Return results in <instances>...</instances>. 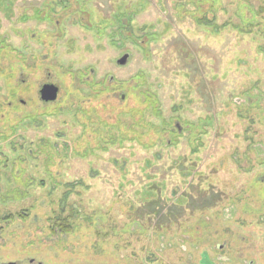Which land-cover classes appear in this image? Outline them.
<instances>
[{
  "label": "rangeland",
  "instance_id": "obj_1",
  "mask_svg": "<svg viewBox=\"0 0 264 264\" xmlns=\"http://www.w3.org/2000/svg\"><path fill=\"white\" fill-rule=\"evenodd\" d=\"M126 5L136 12L135 33L123 32L122 45L116 38L117 47L111 46L103 30L111 36L116 28L108 30L113 21L101 23V17H114ZM55 24L65 48H56ZM86 28L99 29L100 38ZM70 38L73 50L66 48ZM124 54H131L128 64L117 65ZM70 63L94 68L97 78L113 77L119 90L85 103ZM44 83L58 88L54 102L40 101ZM141 87L157 98L160 120L173 108L183 123L179 134L165 131L163 144L145 132ZM100 101L96 113L108 127L121 140L137 138L141 148L97 142L82 130L88 123L82 114L77 126L63 112L68 104ZM126 104L133 106L132 118H117ZM2 105L0 128L7 115L10 127L23 116L46 115L39 129L19 134L69 143L50 167L41 155L17 178L0 171V259L264 264V0H0ZM68 189L65 206L59 201ZM59 212L70 218V234L49 231L47 218ZM216 245L223 247L216 251Z\"/></svg>",
  "mask_w": 264,
  "mask_h": 264
},
{
  "label": "trees",
  "instance_id": "obj_2",
  "mask_svg": "<svg viewBox=\"0 0 264 264\" xmlns=\"http://www.w3.org/2000/svg\"><path fill=\"white\" fill-rule=\"evenodd\" d=\"M135 2H139V0H135ZM63 3V2H62ZM134 3V1H133ZM133 5V4H132ZM132 5H126L128 8H121L120 10L116 11L114 17L110 15L109 18H103L101 17V23H106V22H112L111 24L108 25V30H110L111 26L110 25H114V29L116 28V30L113 32V35H109L106 34V31L103 30V33L105 34L106 40L108 42V44H110L111 46H116V38L117 43H120V41L122 40L123 36L122 33H129L127 35H133V33H135V28L132 27V17L136 14L133 13L131 10V6ZM180 11V10H179ZM42 21V19L40 20ZM125 22V23H124ZM60 25L55 24L54 28H53V32H54V40L56 41V48L60 47V44L62 46H64V42L62 40H64L65 36L64 34H60L59 32V27ZM82 27V26H80ZM83 28V27H82ZM105 29V28H104ZM86 30H89L90 32L93 33V35L96 38H100V34L101 31L99 29H94V28H86ZM143 31V30H142ZM28 34V33H26ZM144 35H149V34H144ZM29 39L34 41V38L31 36V34H28ZM130 37V36H129ZM71 38L67 40L66 43V48L71 47L72 48V42ZM125 41V40H123ZM122 45V43H120ZM25 45V44H24ZM23 45V46H24ZM40 45L42 46V43H40ZM44 46V45H43ZM117 47V46H116ZM25 49L21 50H17L18 54L23 56H26L25 54V50H27L28 47L24 46ZM65 48V46H64ZM123 46L120 48L122 49ZM70 52V51H69ZM33 52H31L29 54V56H31L30 59H34L35 55H32ZM73 53V52H70ZM125 53V50L122 52ZM128 55V61L131 58V54H127ZM117 61V60H116ZM37 62V61H36ZM71 65L68 66V71H70V77L73 79V83L75 82L76 84V90L79 94H83L86 96V100L85 103H90L89 100H93L92 98H96V97H102L103 96V92L108 91V89L110 90V92H115L118 89V86H116L119 81H114L113 77L111 76H107L106 78H97L96 73L94 72V68L91 69H86L87 67H78L75 68V66H72V63H70ZM128 64V63H127ZM20 71H23L22 69ZM46 72V70L43 71V76L44 73ZM132 79V78H131ZM94 81V82H93ZM95 81H97V83H95ZM110 83L108 88H105L104 86H107L106 83ZM113 82V83H112ZM116 82V83H115ZM123 82L125 81H121V84H123ZM22 83V81H21ZM115 84V85H114ZM107 89V90H106ZM139 91L137 92L138 95V99H140V103L139 106L142 107V109L140 110V112L142 111V120H146V130L145 132L150 134L149 132L153 133L154 136V143L153 144H163L164 138H163V134L165 133V131H174L177 134H179V132L183 131L182 128V124L178 123V119L173 118L174 114L176 113V111H174V109L172 108L173 114L172 116L168 117V118H162V120H160V113L161 111L159 109H157L155 102H157V98H153V96H150V94H148V92H146L147 90H144L141 88H138ZM39 96V95H38ZM102 99V98H101ZM120 99L121 96H120ZM7 100L8 102L10 101V91L8 92L7 89H4V101ZM41 101V100H40ZM101 105L97 103H94L95 105H89L87 107H82L80 102L79 104H68L65 108V110L63 111L65 114H67L69 116V118L71 119L72 123L74 125L78 126V121L80 120L79 118H77V114H82L84 116V118L87 119L88 123L81 125L82 130L89 131V135L95 134L96 135V139L97 142H101L103 140H106L104 144L107 145V142H112L111 140L113 139V141H115L116 143L118 142V144H124L126 141L127 142H131L133 144H135L136 146L140 147V142L139 140L136 139H130V140H121L122 136L120 135L121 133H117V131H113L114 129L111 127H108V123L106 122V120L104 118H101L100 115H98L96 113V109L97 108H101L102 109V101ZM4 104V102H3ZM83 104V103H82ZM4 105H2L0 107V109L3 107ZM10 107V104L8 105V108ZM175 107V106H174ZM126 110H124L123 112H119L118 113V117L120 119L121 117H128V119L132 118V113L134 112L133 110V106H128V104L125 105ZM120 110V109H119ZM147 116H150V118L152 117L153 120L151 121ZM9 116L7 115L5 117V121H4V127L0 128V171L2 172L3 176L5 178H9L12 179V177L17 178L20 175H22L23 173L26 172V168L29 169V166L31 164H35L37 159H40L41 155H43L45 157L44 160H49V167L51 162H53V160L55 158H57L58 154H67V148L68 146H66L67 143H69L68 141L64 140L63 138H58V139H63L61 141H57L54 138L51 139L49 137H42V136H37L34 139L28 141L25 137L21 136L19 133L21 132H25L28 128H34V129H39V126L37 124V121H40L41 123H44V121L46 120V118H48L49 116L43 115V116H31V115H27V116H23L22 118H19V123L18 126H14V127H10V122H9ZM155 119H158L157 121ZM1 120V119H0ZM2 122V120H1ZM159 123V124H158ZM82 124V123H81ZM86 125V126H85ZM120 125V124H119ZM118 125L117 130L120 129V126ZM170 126H172L174 128V130H172L170 128ZM85 127V128H84ZM88 127V128H86ZM169 129V130H167ZM136 130L137 127H136ZM113 131V133L111 132ZM140 133H142V129L139 130ZM139 133V134H140ZM101 135V136H100ZM21 138V141H18L17 139ZM93 138V137H92ZM140 138V137H139ZM103 139V140H102ZM104 142V141H103ZM114 142V143H115ZM58 146H60L61 148L59 149ZM110 146V145H109ZM143 148V147H142ZM60 150V152H59ZM91 150V149H90ZM93 153V151H91ZM73 154H75L73 152ZM156 155V153H155ZM155 158V156H154ZM24 166L21 169L16 168L17 166ZM52 165V164H51ZM26 167V168H25ZM49 169V174H50V168ZM48 174V173H47ZM1 178V176H0ZM7 179V181L9 180ZM51 181V185H50V195L54 193L55 189V185L52 184V180ZM6 184H8V182L4 181ZM17 183V182H16ZM15 182H13V184H16ZM42 185V184H41ZM31 186V185H30ZM67 193L65 194L64 197H60V201L61 203H65V206L68 205V198L70 196L71 193L70 190L68 189L66 191ZM65 208V207H64ZM63 213V212H62ZM61 212H59V215H55V216H50L49 218H47L48 221V226L50 228V232L53 233H60V234H70L72 232V223L69 221V217H61ZM72 221L74 220H79L76 216L72 215ZM80 222V220H79ZM221 247H223V245H216L215 246V250L219 251V249H221ZM222 250H220V252H222ZM223 253V252H222Z\"/></svg>",
  "mask_w": 264,
  "mask_h": 264
},
{
  "label": "water",
  "instance_id": "obj_3",
  "mask_svg": "<svg viewBox=\"0 0 264 264\" xmlns=\"http://www.w3.org/2000/svg\"><path fill=\"white\" fill-rule=\"evenodd\" d=\"M127 61L128 55L124 54L116 61V64L119 66H124L126 65ZM39 95L40 100L43 102H54L58 95V88L50 83L44 84L39 91Z\"/></svg>",
  "mask_w": 264,
  "mask_h": 264
},
{
  "label": "flooded vegetation",
  "instance_id": "obj_4",
  "mask_svg": "<svg viewBox=\"0 0 264 264\" xmlns=\"http://www.w3.org/2000/svg\"><path fill=\"white\" fill-rule=\"evenodd\" d=\"M44 84H47V83H44ZM44 84H41L39 91ZM39 91H38V94H39ZM39 98H40V95H39ZM44 103H48V102H44ZM23 188H24V186H23ZM0 264H41V263L39 261H36L35 259L31 258V257H14L12 259H2L1 258Z\"/></svg>",
  "mask_w": 264,
  "mask_h": 264
}]
</instances>
